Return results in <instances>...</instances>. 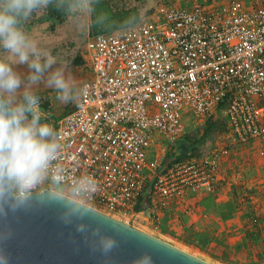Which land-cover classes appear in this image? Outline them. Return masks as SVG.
<instances>
[{"label":"built area","instance_id":"1","mask_svg":"<svg viewBox=\"0 0 264 264\" xmlns=\"http://www.w3.org/2000/svg\"><path fill=\"white\" fill-rule=\"evenodd\" d=\"M84 55L90 78L52 126L69 182L96 181L92 208L160 231L159 212L188 214L189 197L216 192L229 157L264 143V0L161 6L131 30L88 34ZM217 112L226 119L218 145L171 162L156 151L183 138L184 117L201 127ZM234 167L229 186L247 171Z\"/></svg>","mask_w":264,"mask_h":264},{"label":"clouds","instance_id":"2","mask_svg":"<svg viewBox=\"0 0 264 264\" xmlns=\"http://www.w3.org/2000/svg\"><path fill=\"white\" fill-rule=\"evenodd\" d=\"M100 5L101 0H0V213L5 205L13 210L25 205L43 185L47 188L38 195L61 202L67 210L65 219L92 212L86 202L97 189L96 181L85 174L69 182L61 162L60 134L44 122L47 116L33 86L46 76L47 85L62 102L76 100L81 90L62 67L53 69L56 58L38 47L25 31V23L34 12L51 6L85 34L92 27L124 32L137 25L135 15L117 20ZM14 64L27 65L26 81L14 70ZM77 227L78 231L85 229L83 224ZM101 244L107 252L115 241L104 237ZM0 264H7L3 255ZM136 264H151V257L146 254Z\"/></svg>","mask_w":264,"mask_h":264},{"label":"water","instance_id":"3","mask_svg":"<svg viewBox=\"0 0 264 264\" xmlns=\"http://www.w3.org/2000/svg\"><path fill=\"white\" fill-rule=\"evenodd\" d=\"M44 190L0 213V255L7 264H136L146 254L151 264H210L88 205L90 215L65 219L61 202L38 195ZM104 237L115 241L107 252Z\"/></svg>","mask_w":264,"mask_h":264},{"label":"rangeland","instance_id":"4","mask_svg":"<svg viewBox=\"0 0 264 264\" xmlns=\"http://www.w3.org/2000/svg\"><path fill=\"white\" fill-rule=\"evenodd\" d=\"M113 1L119 7L137 8L142 14H144L143 19H153V16L156 15L158 9L161 6L177 8L186 7L188 5V0ZM146 12L148 13L146 14ZM25 31L32 39L36 41L39 48L49 51L51 55L56 58L57 63L52 66L53 69L62 67L65 71V75L67 77H71L79 89L81 84L90 78L91 74L86 63V57L84 55L86 39L89 31L85 34L79 30L76 25L65 15L59 21H53L45 15L43 10L33 13V17H30V20L28 19L27 21ZM2 54V50H0V55ZM75 57H80L83 63H79L78 65L73 64ZM13 66L14 70L20 74L22 80L26 81L29 75V69L27 65L14 64ZM33 91H35L38 96L46 98L43 109L49 110V115L44 122L50 124H53L76 101L62 102L58 100L56 98L55 90L47 85L46 76L41 80L39 85L33 86ZM188 117L189 115L184 117L185 134H195V131L197 130L196 128H198V134H200L201 127H194L191 119ZM215 120L219 123H222L225 121V117L221 112H217L215 113ZM223 132L224 130L221 129L210 134L204 145L200 146L197 152H202L209 145H218L219 143H216L219 141L217 136ZM253 144L255 147H252ZM168 148L169 147L158 146L156 151L160 154V156H165ZM175 151L177 152V150ZM234 165H243L244 168H247V171L245 173L238 174L236 177V179L239 180L238 183L229 186L227 182H229L230 178H232L235 167L233 170L228 168ZM222 179H224V181L221 180L218 183V187L221 188L228 186V188H233L237 193L236 198L239 199V204H242L248 208L246 216L248 218V224L250 228L255 230V228L260 226V229H257L258 233H253V235L255 234L256 236L251 237L253 239V245L250 254L251 256H256V261H254L253 264H264V143L251 142L249 146L243 150V152L229 157L227 159L225 170L223 171ZM244 187L250 190V200H245L243 202L242 200L245 199L243 197ZM108 215L112 216L110 214ZM112 217L121 220L115 216ZM123 222L136 227L170 245H173L168 239L164 238L161 231L153 230L148 224L132 219ZM181 250L191 254L184 249Z\"/></svg>","mask_w":264,"mask_h":264},{"label":"crops","instance_id":"5","mask_svg":"<svg viewBox=\"0 0 264 264\" xmlns=\"http://www.w3.org/2000/svg\"><path fill=\"white\" fill-rule=\"evenodd\" d=\"M226 163L227 160L222 165L221 179ZM236 194L228 186L217 187L214 194L189 197L186 205L190 212L186 215L181 208L159 212L157 220L162 235L173 246L210 264H253L256 256L250 254L251 237L256 236L253 233H258L260 226L250 228L248 208L239 204Z\"/></svg>","mask_w":264,"mask_h":264},{"label":"trees","instance_id":"6","mask_svg":"<svg viewBox=\"0 0 264 264\" xmlns=\"http://www.w3.org/2000/svg\"><path fill=\"white\" fill-rule=\"evenodd\" d=\"M100 7L107 9L112 14V16L117 20H123L124 18L130 15H135L137 17V24H138L144 17V14H142L137 8H123L121 6L119 7L118 5H116V3L113 0H101ZM43 11L45 15L53 21H59L64 16V14L57 11L55 8L51 6ZM147 13L148 12H146V14ZM31 17H33V14ZM27 21L25 23V26L27 24ZM112 32L114 31L106 32V31L98 30L96 27H92L89 30L88 34L95 35L98 33H112ZM79 63H83L82 59H80V57L79 58L75 57V59L73 60V64L78 65ZM220 108L221 106L219 107L218 111L220 110ZM196 129L197 130L195 131V134L193 133L184 134L183 138L179 142L175 143L174 146L168 148L169 152L167 151L165 155L166 162H171L175 159H181L187 156H193L194 154H197L198 153L197 151L199 150L200 146L204 145L210 134H212L217 130H221V129L224 131L226 130V119L224 122L219 123L218 121L215 120V116H211L201 126L200 134H198L199 133L198 128ZM175 150H177V152Z\"/></svg>","mask_w":264,"mask_h":264}]
</instances>
